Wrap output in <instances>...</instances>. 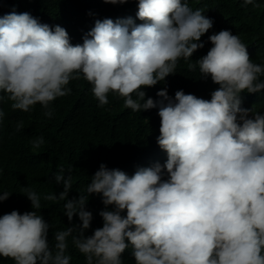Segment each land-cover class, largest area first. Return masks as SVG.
Returning a JSON list of instances; mask_svg holds the SVG:
<instances>
[{
	"label": "clouds",
	"instance_id": "9594fccd",
	"mask_svg": "<svg viewBox=\"0 0 264 264\" xmlns=\"http://www.w3.org/2000/svg\"><path fill=\"white\" fill-rule=\"evenodd\" d=\"M33 1V0H32ZM206 0H138L137 18L97 19L91 26L71 27L66 21L33 9L30 0L0 7V151L13 159L10 129L22 132L10 109L31 112L35 107L51 118L57 98L71 94V82L92 85L99 107L109 93L124 100L133 112L158 108V146L164 163L138 167L129 175L101 163L91 176L87 195L69 198L71 168L54 174L63 191L43 195L45 201H66V230L38 215L41 195L30 187L21 193L33 211L0 215V257L14 264H71V245L86 264H124L131 249L135 264H264V113L243 106L242 94L264 91V64L254 63L239 35L228 26L201 38L213 27H224L204 4ZM129 0H97L101 6ZM244 5L260 7L256 0ZM71 9L62 12L66 14ZM205 13L212 14V19ZM80 27L81 29H78ZM90 31L82 35L83 29ZM77 36L76 39L73 37ZM81 42V43H80ZM83 42V43H82ZM188 63L199 79L218 85L211 99L169 95L166 83L177 73L178 61ZM157 92L160 99H154ZM38 151L44 137L33 138ZM2 172V170H0ZM12 192H0V202ZM101 196L103 226L86 235L94 219L89 197ZM111 206V207H110ZM126 213V214H125ZM82 223H72L75 216Z\"/></svg>",
	"mask_w": 264,
	"mask_h": 264
},
{
	"label": "trees",
	"instance_id": "16d2710c",
	"mask_svg": "<svg viewBox=\"0 0 264 264\" xmlns=\"http://www.w3.org/2000/svg\"><path fill=\"white\" fill-rule=\"evenodd\" d=\"M14 1L0 0V7L15 5L20 0ZM33 2L34 10L42 15L58 17L71 27L82 26L87 21L94 26L97 19L134 18L138 12V0H129L125 4L110 3L106 6L99 5L97 0H30V3ZM188 2L194 10L201 9L197 5H192V0ZM256 3L260 7L244 5L242 0H206L204 4L212 11L213 16L225 25L213 27L201 39L205 43H211L208 40L210 35L226 30L230 26L233 28L230 30L232 34L239 35L246 45H253L252 49L248 50L253 62L264 64V0H256ZM68 9L71 10L66 14L62 13ZM204 14L212 19V14L205 12ZM135 23L139 24L143 21L137 19ZM83 30V36L90 31L89 28ZM73 38L76 39L77 36ZM203 49L195 52L192 60L188 62L183 59L178 61L177 73L169 75L166 83L160 82L147 88L158 92L167 87L169 95L174 97L176 91L184 90L183 85L187 82L197 90V93L193 94L211 99V92L218 85L214 83L210 85L209 81L199 79L196 75L199 71L198 67L195 71L188 69V63H195V60L206 55ZM261 79L264 80V77ZM70 87L71 94L57 98L58 101L53 105L54 109L58 104L61 113L54 109L51 118L46 117L39 107H35L31 112L10 109V117L13 121H23V133L16 131L15 128L10 129L13 159L6 154L2 155L0 151V170H2L0 192H8L9 189L11 190L9 192H12L7 200L0 202V215L12 210H19L21 214L33 211L31 201L21 193L25 187L32 188L41 195V209L36 210L37 214L43 215L45 220L53 225L49 229L50 242L54 239L55 231L66 230L71 226L64 214L63 205L66 201L52 202L42 198L44 194H59L63 191V185L55 184L53 179L54 174L61 167L66 168V176L67 169L72 170L73 188L69 192V198H72L78 197L80 192L87 195L86 189L91 182V176L99 169L101 163L132 175L138 167H149L156 162L164 163L167 159L166 152L156 141L161 119L158 108L133 112L124 107L123 98L115 93H109V103L99 107L89 82L87 84L83 79L74 80ZM157 92L153 94L154 99H160ZM242 96L243 106L251 107L254 104L257 111L264 113V91L257 94L245 92ZM39 136L44 137L45 143L34 152L30 141ZM2 139L3 136H0V141ZM104 207L100 195H90L87 210L93 212L94 219L91 228L86 230V235L93 234L97 227L103 226L99 212ZM72 223L82 222L77 215ZM69 254L72 255L71 264H86L83 254L71 245V238H69ZM122 259L124 264H135L131 249L122 254ZM0 264H14V261L0 257Z\"/></svg>",
	"mask_w": 264,
	"mask_h": 264
},
{
	"label": "bare ground",
	"instance_id": "6f19581e",
	"mask_svg": "<svg viewBox=\"0 0 264 264\" xmlns=\"http://www.w3.org/2000/svg\"><path fill=\"white\" fill-rule=\"evenodd\" d=\"M16 1V0H15ZM14 1V2H15ZM17 3H18V1H17ZM17 3H15V4H17ZM138 18H137V16H135L134 18H133V20L134 21H136ZM253 41V40H252ZM252 43V42H251ZM254 43V42H253ZM197 59V58H196ZM186 79V78H185ZM180 84V83H179ZM159 89V88H158ZM185 91V93L186 94H189V93H191V94H193L194 92H196L197 93V90L196 89H194V90H189V89H186V90H184ZM196 95V94H195ZM198 96V95H197ZM201 97V96H200ZM102 118V117H101ZM111 127H112V125H111ZM60 145V144H59ZM57 146H58V144H57ZM61 146H63V145H61ZM64 146H65V144H64ZM63 146V147H64ZM56 152H57V150H55ZM143 157V156H142ZM162 157H164V156H162ZM165 158V157H164ZM1 168V167H0ZM3 186V185H2ZM10 187V186H9ZM2 189L4 188V187H1ZM8 188V187H7ZM1 189V190H2ZM10 190V189H9ZM9 190H8V192H9ZM11 191V190H10Z\"/></svg>",
	"mask_w": 264,
	"mask_h": 264
}]
</instances>
